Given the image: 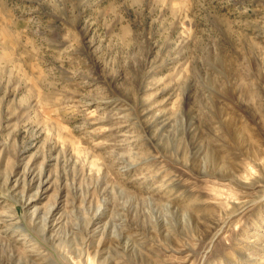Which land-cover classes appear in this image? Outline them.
I'll use <instances>...</instances> for the list:
<instances>
[{"label": "rangeland", "instance_id": "rangeland-1", "mask_svg": "<svg viewBox=\"0 0 264 264\" xmlns=\"http://www.w3.org/2000/svg\"><path fill=\"white\" fill-rule=\"evenodd\" d=\"M0 264H264V0H0Z\"/></svg>", "mask_w": 264, "mask_h": 264}]
</instances>
